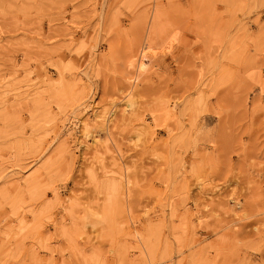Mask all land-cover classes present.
I'll return each instance as SVG.
<instances>
[{
	"label": "rangeland",
	"instance_id": "rangeland-1",
	"mask_svg": "<svg viewBox=\"0 0 264 264\" xmlns=\"http://www.w3.org/2000/svg\"><path fill=\"white\" fill-rule=\"evenodd\" d=\"M0 264H264V0H0Z\"/></svg>",
	"mask_w": 264,
	"mask_h": 264
},
{
	"label": "bare ground",
	"instance_id": "bare-ground-1",
	"mask_svg": "<svg viewBox=\"0 0 264 264\" xmlns=\"http://www.w3.org/2000/svg\"><path fill=\"white\" fill-rule=\"evenodd\" d=\"M139 33L141 34V32H139ZM149 34H150V32H149ZM156 43L154 44V41L152 40L150 35H148V36L145 35V38L139 42L138 49L135 52H133V54L130 56V58L128 60V65L130 67L134 68L138 75H140V74H142L148 70V68L150 66L149 54H151V53L153 55L156 54L155 52H153L156 48V46H155ZM165 45H166V42H165ZM166 47H167V45H166ZM167 49H169V48H167ZM123 59H125V58H123ZM136 77L137 76L135 75L133 81L136 79ZM131 88H132V86H131ZM109 121H107L106 124H108Z\"/></svg>",
	"mask_w": 264,
	"mask_h": 264
}]
</instances>
